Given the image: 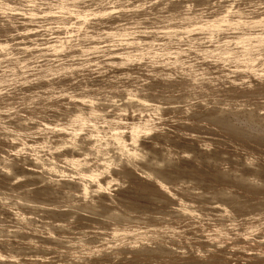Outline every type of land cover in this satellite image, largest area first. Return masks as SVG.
<instances>
[{
  "label": "rangeland",
  "instance_id": "rangeland-1",
  "mask_svg": "<svg viewBox=\"0 0 264 264\" xmlns=\"http://www.w3.org/2000/svg\"><path fill=\"white\" fill-rule=\"evenodd\" d=\"M0 153V264H264V0H0Z\"/></svg>",
  "mask_w": 264,
  "mask_h": 264
},
{
  "label": "bare ground",
  "instance_id": "bare-ground-1",
  "mask_svg": "<svg viewBox=\"0 0 264 264\" xmlns=\"http://www.w3.org/2000/svg\"><path fill=\"white\" fill-rule=\"evenodd\" d=\"M27 13H29V12H27ZM30 13H31V12H30ZM28 15H29V14H28ZM30 15H32V14H30ZM35 15H36V14H35ZM30 17H31V16H30ZM29 19H30V18H29ZM36 20H37V19H36ZM49 25H50V24H49ZM181 28H182V27H181ZM66 36H67V35H66ZM30 38H31V37H30ZM83 41H84V40H83ZM2 42H3V41H2ZM62 43H63V42H62ZM1 45H2V44H1ZM20 45H21V44H20ZM92 46H93V45H92ZM2 47H3V46H2ZM136 47H137V46H136ZM237 52H238V51H237ZM51 65H52V64H51ZM60 65H61V64H60ZM229 68H230V67H229ZM153 69H154V68H153ZM178 73H179V72H178ZM198 76H199V75H198ZM221 77H222V76H221ZM52 83H53V82H52ZM65 89H66V88H65ZM65 91H66V90H65ZM17 98H18V97H17ZM53 99H54V98H53ZM53 99H52V100H53ZM134 100H135V99H134ZM138 100H139V99H137V101H136L137 104H135V103H136V102H135L134 105H137V107H138V104H140V105H139V108L142 106L143 108L146 107V109H148L147 106L149 107V105L151 104L150 100L147 101V99H146V101H147L148 103L150 102V104H148L146 101H144V100H145L144 98H143V100H141V98H140V100H141V101L139 100L140 103L138 102ZM55 102H56V101H55ZM146 103H147L148 105H147ZM144 104H146V105L144 106ZM151 105L154 106V103H152ZM131 106H132V105H131ZM153 106H152L151 110H152V109L155 110V108H156L157 105H155V107H153ZM82 107H83V106H82ZM142 107H141V108H142ZM3 108H4V107H3ZM90 108H91V109L86 108V109H89L88 113H89V112H90V113H94V112L96 113V112H97V111H94L95 109L93 110V107H92V106H91ZM75 109H76V108H75ZM86 109H85V110H86ZM149 109H150V108H149ZM163 109H164V108H163ZM93 111H94V112H93ZM158 112H159V111H158ZM75 113H76V114H75L74 119L72 118V119L75 120V121H77L76 119H78V117L83 116V115H82V112L80 113L79 110H78V112L75 111ZM96 114H97V113H96ZM96 114H95V115H96ZM84 115H85V114H84ZM93 115H94V114H93ZM103 115H104V114H103ZM107 115H108V114H107ZM210 115H211V114H210ZM85 116H86V115H85ZM89 116H90V115H89ZM91 116H92V115H91ZM72 117H73V116H72ZM83 117H84V116H83ZM75 118H76V119H75ZM81 118H82V117H81ZM84 118H86V117H84ZM84 118H83V119H84ZM29 119H30V118H29ZM69 119H70V118H69ZM87 119H88V118H87ZM92 119H93V118H92ZM92 119H91V120H92ZM73 120H71V121H73ZM93 120H94V119H93ZM124 120H125V119H124ZM135 120H136V119H135ZM140 120H141V119H140ZM143 120H144V119H143ZM217 120H218V119H217ZM75 121H74V122H75ZM225 121H226V120H225ZM67 122H68V121H67ZM69 122H70V121H69ZM111 122H114V121H111ZM111 122H110V123H111ZM212 122H213V121H212ZM70 123H72V122H70ZM70 123H69V124H70ZM75 123H76V122H75ZM115 123H117V121H115ZM118 123H119V122H118ZM136 123H137V122H136ZM136 123H135V125H136ZM227 123H228V122H227ZM54 124H55V123H54ZM81 124H82V123H81ZM124 124H125V123H124ZM146 124H147V123H146ZM229 124H230V123H229ZM73 125H74V124H73ZM83 125H84V124H83ZM108 125L111 126V124H108ZM112 125H114V124L112 123ZM122 125H123V124H122ZM135 125H134V126H135ZM223 125H224V124H223ZM227 125H228V124H227ZM79 126H80V125H79ZM118 126H119V125H118ZM107 127H108V126H107ZM114 127H115V126H114ZM128 127H129V126H128ZM128 127H127V128H128ZM207 127H208V126H207ZM220 127H222V126H220ZM10 128H11V127H10ZM78 128H79V127H78ZM108 128H109V127H108ZM117 128H118V127H117ZM133 128H134V127H133ZM133 128H132V129H133ZM137 128H138V127H137ZM149 128H150V127H149ZM67 129H68V128H67ZM112 129H113V128H112ZM112 129H111V130H112ZM122 129H124V128H122ZM135 129H136V128H135ZM139 129H140V128H139ZM72 130H73V129H72ZM114 130H117V129H114ZM126 130H127V129H126ZM129 130H130V129H129ZM137 130H138V129H137ZM102 131H104V129H103ZM105 131H106V130H105ZM107 131H108V130H107ZM133 131H134V130H133ZM20 132H21V131H20ZM68 132H70V131H68ZM99 132H100V131H99ZM111 132H112V131H111ZM114 132H115V131H114ZM114 132H112V134H108V136H107L108 139L106 138L107 140L104 142V144H106V143L109 142L108 145H109V144H110V145H113L114 148H116V149H118V150H120V151H123V152H124L125 154H127V155H128V154H131V153L136 154L137 151H135V149L137 150V148L134 147V146H135L137 143H136L135 145L133 144L134 146L132 145V143L135 142L134 139H133V137H132V135H131V137H130V136H129V137H125V135L122 137V136H121L120 134H118L117 132H115V133H114ZM122 132H123V131H122ZM140 132H141V131H140ZM59 133H60V132H59ZM108 133H109V132H108ZM101 134H102V133H101ZM122 134H123V133H122ZM130 134H131V133H130ZM134 134H135V133H134ZM11 135H12V134H11ZM21 135H22V134H21ZM97 135H98V134H97ZM106 135H107V134H106ZM13 136H14L15 138L21 140V136H20L19 134H18V135H17V134H14ZM28 137H29V136H28ZM101 137H105V136H101ZM101 137H100V138H101ZM136 137H137V136H136ZM69 138H70V137H69ZM35 139H36V138H35ZM47 139H48V138H47ZM135 139H136V138H135ZM19 140H18V141H19ZM37 140H39V139H37ZM136 140H137V139H136ZM49 141H50V140H49ZM73 141H74V140H73ZM90 141H91V140H90ZM21 142H22V141H21ZM97 142H98V140H97ZM136 142H138V141H136ZM31 143H32V142H31ZM35 143H36V142H35ZM35 143H34V144H35ZM93 143H94V142H93ZM93 143L91 144V146L93 145ZM98 144H99V143H98ZM100 144H101V143H100ZM17 146H18V145H17ZM67 146H68V144H67ZM95 146H96V145H95ZM99 146H100V145H99ZM113 146H111V147H113ZM78 147H79V146H78ZM93 147H94V146H93ZM20 148H21V147H20ZM20 148H19V149H20ZM42 148H43V147H42ZM48 148H49V147H48ZM87 148H88V147H87ZM100 148H103V147H100ZM104 148H105V147H104ZM96 149H97V148H96ZM98 149H99V147H98ZM98 149H97V150H98ZM139 149L142 150V148H139ZM20 150H21V149H20ZM97 150H96V152H97ZM100 150H101V149H100ZM106 150H107V149H106ZM123 152H122V153H123ZM71 153H72V152H71ZM91 153H95V152H94V149L91 150V149L88 148V150H85V151L83 150V151H81V152H79V153L77 152L76 154H74V153H73V154H70V155L62 154V156H64L63 159L65 158V160L70 161V162H72V163L74 162L76 165H78V164H80V163H82V164H83V163H88L86 159L89 158V156L91 155ZM107 153H109V152L104 151V150H103V151L101 150V152H98L97 154H99V155L101 156V157L98 156L101 160H102V159L105 160V159H107V158H106V154H107ZM118 153H119V151H118ZM137 153H138V152H137ZM97 154H96V155H97ZM125 154H124V155H125ZM139 154H141V152H140ZM110 155H111V154H110ZM132 155H133V154H132ZM1 156H2V155H1V153H0V157H1ZM62 156H61V157H62ZM135 156H136V155H135ZM87 157H88V158H87ZM91 157H92V156H91ZM98 157H97V158H98ZM121 157H123V154H121ZM136 157H137V156H136ZM93 158H95V156H94ZM97 158H96V159H97ZM112 158H113V157H112ZM125 158H126V156H125ZM2 159H3V158H2ZM52 159H53V158H52ZM57 159H58V158H57ZM96 159H95V160H96ZM100 159H99V160H100ZM120 159H121V158H120ZM128 159H130V157H129ZM132 159H133V158H132ZM90 160H91V158H90ZM112 160H113V159H112ZM126 160H127V159H126ZM149 160H150V159H149ZM58 161H59V160H58ZM63 161H64V160H63ZM63 161H62V162H63ZM88 161H89V160H88ZM105 161H106V160H105ZM105 161H104V162H105ZM64 162H66V161H64ZM89 162H90V161H89ZM91 162H92V161H91ZM101 162H102V161H101ZM106 162H107V161H106ZM106 162H105V163H106ZM110 162H111V161H110ZM128 162H129V161H128ZM130 162H131V161H130ZM37 163H38V162H37ZM53 163H54V162H53ZM67 163H68V162H67ZM93 163H94V162H93ZM137 163H138V162H137ZM49 164H50V163H49ZM102 164H104V163H102ZM50 165H51V166H50ZM50 165H49V166H50L51 169H57L56 167H58V166L56 165V163H54L53 165H52V163H51ZM83 165H84V164H83ZM93 165H94V164H93ZM96 165H99V166H100V164H96ZM104 165L107 166V164H104ZM104 165H102V166L104 167ZM88 166H89V165H88ZM94 166H95V165H94ZM47 167H48V166H47ZM79 167H81V165L78 166V169H79ZM96 167H97V166H96ZM48 168H49V167H48ZM50 168H49V170H50ZM75 169H76V168H75ZM2 170H3V169H2ZM57 171H58V170H57ZM62 171H63V170H62ZM7 172H8V171H7ZM64 172H65V171H64ZM73 172H74V170H73ZM76 172H77V173H80L79 176H80V175H84V174H86L87 177L89 176L91 179H94V178H95V179L98 181V177H99V176H97V178H96V174H98V173H94V168H92V167H87V166H86L85 168H81V169L77 170ZM76 172H74V173H76ZM95 172H96V170H95ZM28 173H29V172H28ZM82 173H83V174H82ZM146 173H147V172H146ZM154 173H155V172H154ZM157 173H158V172H157ZM169 174H170V172H169ZM99 175H100V174H99ZM147 175H148V174H147ZM152 175H153V174H152ZM140 176H141V175H140ZM149 176H150V175H149ZM155 176H156V175H155ZM165 176H166V175H165ZM150 177H151V176H150ZM81 178H82V177H81ZM157 178H158V177H157ZM157 178H156V179H157ZM91 179H90V180H91ZM100 180H103V179L101 178ZM164 180H165V179H164ZM80 181H81V180H80ZM94 181H95V180H94ZM94 181H93V182H94ZM97 181H96V182H97ZM157 181H158V180H156V182H155V181H153V182H155L156 185H157V184H158ZM169 182H170V181H169ZM251 182H252V181H251ZM97 183H98V182H97ZM97 183H96V184H97ZM160 183H162V182H160ZM90 184H92V183H90ZM99 184H100V183H99ZM94 185H95V184H93V186H94ZM100 185H102V183H101ZM110 185H111V184H110ZM162 185L165 186L164 184H162ZM83 186H85V185H83ZM83 186H82V188H83L84 192H85V191L87 192V190H85ZM93 186H92V187H93ZM97 186H98V185H97ZM98 187H99V186H98ZM98 187H96V188H98ZM100 187L102 188V186H100ZM103 187H104V186H103ZM159 187L162 188L161 185H160ZM85 188H86V187H85ZM163 188H164V187H163ZM171 188H172V187H171ZM165 189L167 190L166 187H165ZM94 190H95V188H94ZM97 190H98V189H97ZM231 191H232V190H231ZM164 192H165V191H164ZM169 193H171V192H169ZM172 193H173V192H172ZM83 194H84V193H83ZM2 195H3V194H2ZM169 195H170V194H169ZM87 198H88V197H87ZM172 198H173V197H172ZM178 198H179V197H178ZM180 198H181V197H180ZM175 199H177V198H175ZM183 199H184V198H183ZM183 199H182V200H183ZM179 200H181V199H179ZM185 200H187V199H185ZM177 201H178V200H177ZM177 201H176V202H177ZM217 201H218V200H217ZM212 202H213V201H212ZM222 202H223V201H222ZM181 203H182V202H181ZM190 203H191V202L188 203V202L184 201V203H182L181 206H182V207L186 206V207L189 209V208H191V204H190ZM220 203H221V200H220ZM193 205H194V204H193ZM212 205H213V204H212ZM215 205H216V204H215ZM179 207H180V206H179ZM186 207H185V208H186ZM193 207H194V206H192V208H193ZM213 207H214V206H213ZM217 207H219V205H217ZM220 207H222V208L224 209V208L226 207V205H225V207H223V206H220ZM220 207H219V208H220ZM226 208H227V207H226ZM176 209H177V208H176ZM181 209H182V208H181ZM210 209H211V208H210ZM189 211H190V209H189ZM223 211H224V210H223ZM226 211H227V210H226ZM187 212H188V211H187ZM193 212H194V211H193ZM217 212H218V211H217ZM218 214H219V213H218ZM249 216H250V215H249ZM121 218H122V217H121ZM235 218H236V217H235ZM126 220H127V219H126ZM128 221H129V220H128ZM219 221H220V220H219ZM19 222H20V221H19ZM130 222H131V221H130ZM132 222H133V221H132ZM254 222H255V221H254ZM257 222H258V221H257ZM122 224H123V223H122ZM58 226H59V225H58ZM245 226H246V225H245ZM120 227H121V226H120ZM227 227H228V226H227ZM216 228H217V227H216ZM219 228H220V227H219ZM224 228H225V227H224ZM243 228H244V227H243ZM263 228H264V227H263ZM67 229H68V228H67ZM114 229H115V228H114ZM240 229H242V228H240ZM68 230H69V229H68ZM99 230H100V229H99ZM112 230H113V229H112ZM115 230H116V229H115ZM133 230H134V229H133ZM238 230H239V229H238ZM130 231H131V230H130ZM114 232H115V231H114ZM115 234H116V233H115ZM122 234H123V233H122ZM220 235H221V234H220ZM245 237H246V236H245ZM260 238H261V237H260ZM258 239H259V238H258ZM221 240H222V239H221ZM253 240H254V239H253ZM255 240H256V239H255ZM255 240H254V241H255ZM238 241H239V240H238ZM247 242H249L248 239H247ZM256 242H257V240H256ZM42 243H43V242H42ZM260 243H261V242H260ZM262 243H263V242H262ZM223 244H224V243H223ZM259 246H260V245H259ZM261 246H262V245H261ZM2 247H3V246H2ZM3 248H4V247H3ZM30 249H31V248H30ZM259 249H260V247H259ZM10 253H11V252H10ZM12 254H13V253H12ZM49 254H50V253H49ZM7 255H8V254H7ZM2 256H3V255H2ZM0 258H2V257H0ZM35 259H36V258H35ZM64 261H65V260H64ZM0 262H1V261H0ZM4 264H5V263H4Z\"/></svg>",
  "mask_w": 264,
  "mask_h": 264
}]
</instances>
